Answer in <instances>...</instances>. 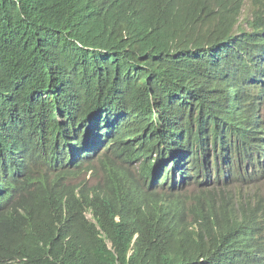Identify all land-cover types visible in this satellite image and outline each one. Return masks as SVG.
Here are the masks:
<instances>
[{"label": "trees", "instance_id": "16d2710c", "mask_svg": "<svg viewBox=\"0 0 264 264\" xmlns=\"http://www.w3.org/2000/svg\"><path fill=\"white\" fill-rule=\"evenodd\" d=\"M146 3L0 0V264H261L254 209L238 218L199 196L190 228L147 188L155 164L174 174V155L198 183L264 159L259 106L238 92L241 113L223 105L236 76L264 89L261 16L254 34L209 47ZM96 145L105 174L90 188L74 169Z\"/></svg>", "mask_w": 264, "mask_h": 264}, {"label": "clouds", "instance_id": "9594fccd", "mask_svg": "<svg viewBox=\"0 0 264 264\" xmlns=\"http://www.w3.org/2000/svg\"><path fill=\"white\" fill-rule=\"evenodd\" d=\"M240 1L241 0H208L207 3H203V2H200L199 0H147L146 10L148 14H157L160 11L172 13L173 15L177 17V20L172 23V26L173 28L175 27L178 29V33L180 36H182L183 38L186 36L189 41L198 42V44L212 47L213 45H216L222 42H227L231 38L244 34V33H249L250 35L254 34L255 28L252 25V22L256 19L258 15L261 16V18L259 19V24H261L262 29H263L260 31V33L264 35V12L263 10L258 9L253 13L252 18H244L242 20L246 22V25H247V29H245L244 31L236 33V34H230L227 37L219 38L218 40H215L214 42L210 40L204 41L201 39V34H199V29L200 28L202 29L208 25H213L215 18L224 19V18L232 17L230 22H232L233 25H236V23L240 20L239 15H238ZM168 4H170V7H168ZM224 5H226V9H223ZM187 7H191L190 11H186ZM157 10H160V11H157ZM209 11H210V15L212 16V19L210 21L206 19L207 17L206 13ZM201 21L202 23H200L197 27L190 30L191 27L195 26L198 22H201ZM189 31H191V35L189 34ZM194 34H196V37L194 38L195 40H192L193 39L192 36ZM235 78H237L236 82L235 81H233L234 83L232 82L233 84L232 87H230V89L228 88L227 91L224 93V95L227 96L228 94H231V90H234L235 93L238 92L240 96L245 95L251 98L252 101H255V103L259 106L260 117L263 120L261 124L264 126V115L262 113V107H263L262 104L264 103V97H263L264 89L260 88L261 83L260 82L257 83L256 86L241 85L242 78H239L237 76ZM234 85L236 87H234ZM218 94L219 93H217V95ZM253 96L257 97V99L253 98ZM233 99L240 101V104L238 105L239 108L236 112L233 111L234 109L232 108L230 104V101ZM245 102H246L245 98L243 99L241 97H235V94H234L228 100L223 101V105L226 111H229V110L233 111L232 114L241 113L243 110L242 107L246 105ZM104 153H105V150L103 149V145H99L98 147L96 145L91 159L84 162L79 168L74 169V173L78 181H82V182L85 181L88 187L90 188L95 187L101 181L105 172L99 169V165L102 162L101 158ZM177 157L178 155H174L168 158V163L171 165V170L174 171V174L169 175L167 172L168 179L166 180L164 177L166 161H162L154 165L152 169V177L148 181L147 188H149L151 192L154 191L153 196L159 201H161V203L170 204L172 207L174 206L172 201L179 203L183 207V215L187 219H189V217L187 215L185 216L184 214L185 212L184 204L182 203V201H180V199L174 197V193L178 192L179 190L184 189L186 184H196L197 186H200V189H199L200 193L195 197L197 201L199 200V196H201L202 199H205L209 196H215L216 198V194H217L216 191L209 190L207 188L209 185H217L219 181L222 180L224 182L226 179L236 180L237 182H240V183H247V182H250L249 179H250V175L252 171H257V169H254L251 165L247 164L245 166H240V168L237 171L238 175L236 176H233V177L230 175L225 176L223 178H220L218 181L211 180V182L208 185H203L209 180L207 179L204 183H198L194 181V179L189 180L185 177H182V178L179 177V166L173 163V161ZM226 159L229 160V158H226ZM262 161L258 165H260ZM239 163L240 165H242V162H239ZM138 165H139L138 163H128V167L130 170L135 169ZM90 167H95L97 171L94 172L93 169H89ZM250 169L252 171H250ZM87 176L94 177L96 178L97 181L92 184H89V178H87ZM164 186L167 188L168 193H165V194L159 193V189ZM159 195H165L166 197L165 196L161 197ZM221 196L224 197L226 201L228 197V193L221 192ZM256 196H258V193ZM260 200L261 198H258L256 203H254L253 205L251 203L249 204V202H246L245 204H241V208H239V213L236 211V209L235 211L237 215L239 214L238 218H240V211H242V207H244L245 209L246 208L254 209L256 211L257 217H258L257 224L260 228L261 236L263 239L261 241L252 242V249L261 258V261H262L261 264H264V236H263L264 235V204L261 203ZM215 205L216 207H218L217 201H215ZM89 213L91 214L92 217L89 218L88 213H87V217L89 219H92L93 214L91 212ZM196 213L197 211H195V215ZM194 221L199 224L198 220L195 219ZM190 222L192 223L193 221H190ZM190 228H198V227H194V225L191 224ZM206 258H207V255H195L194 261L202 262ZM217 258H218L219 264H236L233 261H230L223 254L221 255L218 254Z\"/></svg>", "mask_w": 264, "mask_h": 264}, {"label": "rangeland", "instance_id": "374dc122", "mask_svg": "<svg viewBox=\"0 0 264 264\" xmlns=\"http://www.w3.org/2000/svg\"><path fill=\"white\" fill-rule=\"evenodd\" d=\"M200 2L207 3L208 0H199ZM215 7V5H214ZM223 9H226V5L223 6ZM263 10L264 12V0H241L239 3V21L236 25H233L230 22L232 17L228 18H215L213 25H208L204 28L199 29V34H201L202 40H210L214 42L219 38L227 37L230 34H236L247 29L246 22L242 21L244 18H252L253 13L256 10ZM206 19L210 21L212 16L210 15V11L206 13ZM219 17V16H217ZM201 22H198L195 26L191 27L190 30L197 27ZM191 35V31H189ZM192 40H195L196 34H194ZM231 94L234 95L235 91L231 90ZM264 97V92H263ZM232 108L237 107L240 104L239 100L233 99L230 101ZM262 113L264 115V103L262 104ZM253 167V166H252ZM257 169V171H252L250 175V182L240 183L236 180L226 179L224 182L221 180L217 183V185H209L207 188L209 190L216 191V201L217 206L221 205V192L228 193V197L226 201H228L229 207H233L239 213V208H241V204H245L246 202L251 203L252 205L256 203L258 198H261V203L264 204V159L260 165L257 167H253ZM89 178V184L96 182V178L87 176ZM211 181L204 183L203 185H208ZM202 188V187H201ZM200 186L196 184H186L185 188L179 190L174 193V197L180 199L185 207V216L189 217V221H193L192 224L194 227H198L199 224L195 222V208L197 204V199L195 197L200 193ZM159 193L165 194L168 193L167 188L164 186L159 189ZM219 193V194H218ZM258 193V196H256ZM220 195V196H219ZM261 212V211H260ZM239 216V214H238ZM88 217L91 218V214L88 213ZM264 236V235H263Z\"/></svg>", "mask_w": 264, "mask_h": 264}, {"label": "bare ground", "instance_id": "6f19581e", "mask_svg": "<svg viewBox=\"0 0 264 264\" xmlns=\"http://www.w3.org/2000/svg\"><path fill=\"white\" fill-rule=\"evenodd\" d=\"M235 109V108H234ZM236 110V109H235Z\"/></svg>", "mask_w": 264, "mask_h": 264}]
</instances>
